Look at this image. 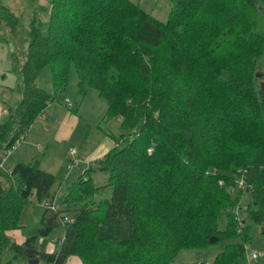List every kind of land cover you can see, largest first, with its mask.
I'll use <instances>...</instances> for the list:
<instances>
[{"label":"trees","instance_id":"1","mask_svg":"<svg viewBox=\"0 0 264 264\" xmlns=\"http://www.w3.org/2000/svg\"><path fill=\"white\" fill-rule=\"evenodd\" d=\"M170 2L160 23L129 0H47L44 27L0 4V23L21 49L17 57L11 41L19 98L0 122V160L57 101L70 68L80 95L95 90L120 130L96 161L100 185L89 166L58 196L36 159L0 169V257L174 264L181 249L224 241L212 261L175 264H247L248 240L264 236L263 0ZM44 67L47 87L37 82ZM33 193L43 202L42 235L62 225L50 252L35 233L22 243L6 234L21 227Z\"/></svg>","mask_w":264,"mask_h":264},{"label":"rangeland","instance_id":"2","mask_svg":"<svg viewBox=\"0 0 264 264\" xmlns=\"http://www.w3.org/2000/svg\"><path fill=\"white\" fill-rule=\"evenodd\" d=\"M129 1L136 4L140 9L150 14L160 23H164L166 21L171 7L170 0ZM0 4L10 7V10L16 15H21V21L23 23L25 22V17V19H31L32 16L30 15H32L33 11L37 20H40L41 26L44 27V25L47 24V0H0ZM8 28L3 23H0V94L1 91L4 93H10L8 99L0 98V100H3L5 104L13 103L15 100V95H13V93L15 94V91L13 90L16 84V75L13 72L11 63V53L14 45H12L11 41H13L16 45L13 52L17 57L20 56L21 51L17 36L12 35ZM68 78V85L57 93V101L51 102L53 103L51 109H53V107L56 108L53 116L57 117H62L64 111L72 113L76 112V124L74 125L72 131H69L70 134L68 132L67 135L62 137V133L53 130L54 125H52V116L50 113L46 116V122L49 126H46V128L41 131V129H37V127H39L42 123L37 122L34 124L32 133L29 136V142L34 143L35 139L32 136L36 134L35 136L41 141L40 145L36 148V150H31L23 157V160L27 161L35 154L43 155L42 159H40V166L45 169V171L54 175L55 181L50 190L51 192H56L58 196L65 191L67 183L77 177L79 173L88 169L89 166L92 168L96 166V161L112 146V135L115 137L120 132L118 119L116 117L104 116V112L106 110L105 101L96 94L95 90L89 89L85 94L80 95L76 86L75 74L72 68L69 70ZM48 80H50L49 68L44 67L37 82L38 84L47 87V83L45 81ZM259 81H264V76H262ZM64 98L67 99L64 100ZM68 102L72 107L68 105ZM0 103L3 108L5 105L2 102ZM63 103L66 106L68 105L69 108H66ZM48 112L49 111L46 110L44 115ZM3 120L4 118L2 117L0 122ZM72 123L73 122L71 121V127L73 125ZM21 140H19L18 143H20ZM18 143L14 147H16ZM6 167L8 170L10 169L8 166ZM7 169L2 168L3 173H7ZM90 176L94 185H100L106 179V174L95 168L90 172ZM0 183L1 185L7 186V180L4 176H0ZM243 202H246V198H243L242 201H240L241 204H243ZM42 211V202H38L36 200L34 193L31 194L29 199L22 206V209H20L18 224L21 227L13 229L14 231L12 232H14V237L17 240L20 239V236L24 239L28 235L35 233L37 234L38 239L45 238V248L52 251L55 248L57 238H59L63 232L62 225L61 223L56 224L49 231L47 237L43 236L42 233L44 228L40 221ZM243 216L244 214L239 210L238 217L241 218ZM223 224L224 218L221 217L218 219V225L219 227H222ZM8 236L10 240H15L12 235ZM37 242L39 241L37 240ZM224 244L225 242L222 241L210 244L203 249H181L173 255L171 261L174 264L190 262L193 260H203L205 262L212 261L214 255L224 248ZM248 247L255 248L260 251L262 255L255 259L248 260L247 264H264V236L258 235L257 237L248 240L246 249ZM7 261L10 264H25L24 260L20 258H13L7 250H4L1 252L0 264H5ZM39 264L43 263L39 262Z\"/></svg>","mask_w":264,"mask_h":264},{"label":"crops","instance_id":"3","mask_svg":"<svg viewBox=\"0 0 264 264\" xmlns=\"http://www.w3.org/2000/svg\"><path fill=\"white\" fill-rule=\"evenodd\" d=\"M34 7V6H33ZM10 8V7H9ZM30 16H34V14H33V11H32V15H30ZM26 18V17H25ZM24 18V23L26 24L27 22H28V20H29V18H27V19H25ZM3 77V76H2ZM13 91H15V90H13ZM13 95H15V98L14 99H16V97L17 98H19V94L17 93V92H15V94L13 93ZM9 96H10V93H4L3 91H1V94H0V98H9ZM13 99V100H14ZM65 99H67V98H64V100ZM0 102H2L5 106L2 108V105H1V103H0V120L2 119V117L4 118V120L6 119V117H7V106L8 105H10V104H12V103H8V104H5L4 102H3V100H0ZM52 104L53 103H48L46 106H45V108L43 109V114H42V112L36 117V119L32 122V124L28 127V129L26 130V132L24 133V135L22 136V140L20 141V143H18V145L16 146V147H14L12 150H10V152H8L3 158H2V167L4 168V169H7V167L6 166H8L10 169L12 168V166L16 163V162H26L25 160H23V157L26 155V153H29L31 150H36V148L40 145V140L35 136V135H33L32 137L35 139V141H34V143H30L29 142V140H30V135H31V133H32V128H33V126H34V124H36L37 122H41L42 124L39 126V125H37V126H39V127H37V129L38 128H40L41 129V131H43L44 130V128H46V126H49V124H47V122H46V116L47 115H49L50 113H51V121H52V125H54V127H53V130H56V131H58L59 133H62V137L64 136V135H67L68 134V132L70 131H72V129H73V127H74V125L76 124V121H77V118H76V115H75V113L76 112H68V111H64V113H63V115H62V117H57V116H53V113H54V111L56 110V108L55 107H53V109H51V106H52ZM63 105H64V103H63ZM68 105H70V103L68 102ZM66 108H69V106H66V105H64ZM70 107H72L71 105H70ZM46 110H48L49 112L48 113H46V115H44V112L46 111ZM68 110V109H67ZM3 120V121H4ZM73 122L72 124V127H71V124H70V122ZM70 132H69V134H70ZM34 133V132H33ZM67 138V137H66ZM65 138V139H66ZM8 155V156H7ZM13 157V158H12ZM42 157H43V155H41V154H35L30 160H37L38 162H37V164H38V167L41 165V160L40 159H42ZM30 160H27V161H30ZM39 168H41V169H43L41 166L39 167ZM10 169L8 170V171H10ZM43 170H45V169H43ZM43 203V202H42ZM41 204V203H40ZM12 231H14V230H8L7 232H6V234L7 235H12L13 237H14V232H12ZM9 237V236H8ZM47 237V236H46ZM14 242H17V243H22L23 241H24V239L20 236V239L19 240H17L15 237H14ZM38 241L40 242V238L38 239ZM38 242V243H39ZM46 245V244H45ZM45 245H44V250L46 251V252H50V250H47L46 248H45ZM26 264V263H25ZM64 264H82L81 263V261H80V259L77 257V256H75V255H69L67 258H66V260H65V262H64Z\"/></svg>","mask_w":264,"mask_h":264},{"label":"built area","instance_id":"4","mask_svg":"<svg viewBox=\"0 0 264 264\" xmlns=\"http://www.w3.org/2000/svg\"><path fill=\"white\" fill-rule=\"evenodd\" d=\"M18 142V141H17ZM17 142L15 143V145L17 144ZM14 145V146H15ZM13 146V147H14ZM12 147V148H13ZM11 148V149H12ZM9 152V151H8ZM7 152V153H8ZM6 153V154H7ZM6 154H4L3 155V157L6 155ZM2 157V158H3ZM3 167H2V159L0 160V169H2ZM44 205H48V207H50L51 209H53L54 207H55V205H54V203H44ZM262 255V253L260 252V251H258V250H256L255 248H250V247H248L247 249H246V246H245V258H246V261H248V260H251V259H255V258H257L258 256H261Z\"/></svg>","mask_w":264,"mask_h":264},{"label":"water","instance_id":"5","mask_svg":"<svg viewBox=\"0 0 264 264\" xmlns=\"http://www.w3.org/2000/svg\"><path fill=\"white\" fill-rule=\"evenodd\" d=\"M262 233L264 234V230H262ZM213 240H215V238L209 239V241H213ZM37 263H38V259L36 257L26 260V264H37Z\"/></svg>","mask_w":264,"mask_h":264}]
</instances>
